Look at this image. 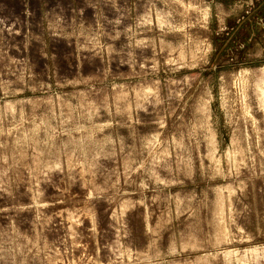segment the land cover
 Here are the masks:
<instances>
[{
  "label": "rangeland",
  "instance_id": "rangeland-1",
  "mask_svg": "<svg viewBox=\"0 0 264 264\" xmlns=\"http://www.w3.org/2000/svg\"><path fill=\"white\" fill-rule=\"evenodd\" d=\"M26 7L0 13V264H264V0Z\"/></svg>",
  "mask_w": 264,
  "mask_h": 264
},
{
  "label": "crops",
  "instance_id": "crops-1",
  "mask_svg": "<svg viewBox=\"0 0 264 264\" xmlns=\"http://www.w3.org/2000/svg\"><path fill=\"white\" fill-rule=\"evenodd\" d=\"M31 2L39 4V15L43 14L47 16L46 9L42 7L48 4V0H0V13L6 17V21L9 23L10 19L15 18L16 15L29 14L30 11L26 6L30 5ZM96 2L100 4L99 1H95V3ZM16 5H20L22 8L17 10ZM57 6H59V4H57Z\"/></svg>",
  "mask_w": 264,
  "mask_h": 264
}]
</instances>
